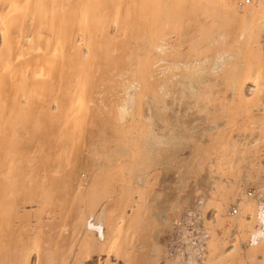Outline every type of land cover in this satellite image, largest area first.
Instances as JSON below:
<instances>
[{
  "label": "bare ground",
  "instance_id": "bare-ground-1",
  "mask_svg": "<svg viewBox=\"0 0 264 264\" xmlns=\"http://www.w3.org/2000/svg\"><path fill=\"white\" fill-rule=\"evenodd\" d=\"M7 1L10 3V12H2L0 15V69L4 72L12 69V74H15L16 68H31L32 65L37 69L33 72L34 75L40 72L39 75L49 77L50 82H55L57 78L53 77V72L66 65L65 57L66 54L69 55L70 60L73 59V66L70 68L72 72L70 71L68 79V89L63 96L66 100L52 97L56 112L60 114L58 121L54 123H61L65 127H62L60 132L67 128L69 133H83L81 130L84 129L83 124H86L85 114L90 111V105H95V108L97 105V113L103 121L97 126L100 127L99 132L89 137L90 163H86L84 167H79L71 156L51 167L45 164L39 170L30 167L32 170L28 171L29 169L25 170L23 166L17 165L14 167L15 175L13 176L14 172L11 175L13 178L7 177L6 181L2 182L0 264H31L34 255L37 264H114L110 257H113L116 263L121 261L119 264H234L236 261H242V257H238V252L242 249V236L250 245L245 250V257L256 260L261 254L264 260V204L257 207L253 203L255 200H250L260 199L264 195L263 181L260 182V193L254 188L250 190L253 193L251 196L236 200L239 217L238 214L237 218L231 216L230 222L233 224L237 219L244 221L238 222L240 232L234 227L239 232V240L233 250L218 253L225 240L222 239V232L219 238L215 237L217 225L212 227L215 231L210 229L209 225L205 226L206 232L201 230L204 236L200 237L197 245L193 242L194 247L189 246L187 251L179 249L189 255L176 254L175 248L169 246L178 234H182L185 227L183 219L189 215V218L193 217L192 213L196 212L194 209L198 212L203 207L199 205V201L196 205L192 202L194 193L185 191V184L183 187H176L178 189L175 190H179V193L175 195V200L170 199V202L174 201L172 206V202L168 203L170 206L167 209L170 210L165 209L167 202L163 201L166 207L163 203L157 205L159 208L163 206L165 215L158 217L160 211H163L162 208L157 214L153 213L157 223L161 224L160 228H170L169 243L164 242L162 246L157 242V233L163 231L157 229L153 238L155 242L140 246L141 250H146L141 253L145 255L138 258L136 256L140 235H137V225L142 224L141 229L145 225L146 202L155 190L153 181L157 178L154 173L160 169H157L158 164L168 162L182 165L200 158L187 150L206 143L203 142L206 132L211 133L215 129L218 132V128L223 126L219 123L209 126L207 122L204 123L201 113L204 110H211L212 113L213 105L211 108L210 105L214 104L216 98L222 101V95H225L226 91L235 94L237 88L251 81L259 95H264V0ZM107 19H111L109 26L105 24ZM17 23L22 31L27 32L29 45L35 44L34 40H40L38 43L45 40L42 54L34 56L38 59L30 65L27 60L17 61L16 52L7 49L8 27L10 28V24L18 26ZM116 25L120 29V35L128 37L123 48L117 40L118 36L106 40L105 43L101 40L110 27ZM98 72L99 75L102 74L99 79L101 84L98 87L100 90L95 91L93 79L94 73ZM22 74H26L25 70ZM2 76L0 75V88L8 78L3 76V79ZM117 80L120 82H117L116 87H119L120 91L108 101L103 98V94L106 90L110 93L115 87L108 84ZM4 83L3 86L7 84ZM41 83L38 87L42 85L44 88L41 86L43 89L40 87L39 91L42 89L46 94L49 84L47 81L45 84L43 82L44 85ZM2 88L0 92L4 91ZM2 93L4 92L0 95ZM246 97H238L242 102L241 111L244 109L245 113L251 110L252 104ZM259 98L262 100V97ZM26 99L30 100L29 96ZM103 117H106V120ZM201 119L204 121L200 123ZM254 123L258 128L264 129V118ZM81 135L78 134V137L81 138ZM261 139L264 142V135ZM236 144V141L232 142L228 152L224 150L225 153H222L224 156L217 155L214 161L210 162L205 160L208 163L212 161V164L217 166L225 164L224 166L228 167L225 174L228 173L236 179L230 183L232 186H227L226 189H222L223 185L217 181L216 191L219 194L217 197L214 190L216 202L225 201L226 204L240 192L239 182L237 183L239 172L249 165L254 154L251 148L238 151ZM9 165V171L14 169L12 163ZM207 165L209 167V164ZM204 168L206 170V167ZM81 171H84V178L80 177ZM8 173L10 175V172ZM260 175L261 172L256 170L247 178L260 181ZM182 177L185 180V177ZM171 180L173 182V179ZM219 181L222 183V180ZM167 182L170 183L169 180ZM184 183L188 182L183 181L182 184ZM135 194H139L136 201ZM225 194L227 198L223 197ZM151 197L154 199L152 201H155V196ZM26 205L32 206L29 213L25 211ZM205 205L204 203V207ZM136 206L139 208L138 214H133L128 219L126 210L136 209ZM225 208L227 206L222 209ZM254 212L255 214H252ZM249 213L251 214L248 218L253 215L252 222L244 219ZM171 215H174V218ZM188 240L190 238L186 241ZM93 254H105L108 258L103 262L101 259L94 260Z\"/></svg>",
  "mask_w": 264,
  "mask_h": 264
},
{
  "label": "rangeland",
  "instance_id": "rangeland-1",
  "mask_svg": "<svg viewBox=\"0 0 264 264\" xmlns=\"http://www.w3.org/2000/svg\"><path fill=\"white\" fill-rule=\"evenodd\" d=\"M82 2H91V0H82ZM104 2H128V0H105ZM133 2H135V1H133ZM252 2H253V0H252ZM9 7H10V3H8L7 0H0V15L2 12H5V13L10 12ZM110 22H111V19L105 20V24H107L108 26L110 25ZM121 25L122 24L120 23L119 26H121ZM9 26H10V28L8 27L9 31L7 32V36H8L7 49L10 52L11 51L16 52V59H18L17 61L21 62V61L27 60L29 65L31 63H34L38 59V58H35L34 56H36V55L39 56L40 54H42L41 49L43 47L42 45H43L45 40L41 43H38V42H40V40H34L33 43H35V44L37 43V44L36 45L35 44L29 45L28 43L30 41L27 37V32L22 31L20 29L21 26H19V24H18V26L14 25V24L13 25L10 24ZM11 26H13V27H11ZM13 30H15V31H13ZM20 31H21V33H20ZM118 34L119 35L121 34L120 29L118 28V25L112 26L108 30V33L107 34L105 33L101 37V40L103 41V43H105V42H107L106 40H111V39L115 38L116 36H118L117 40L121 44V48H123V45L125 46V42H126L128 37H127V35H120V37H119ZM18 37H19V39H17ZM43 38L44 37L42 36V40H43ZM1 44H2V35H1V31H0V46H1ZM30 47H31V49H30ZM27 54H29V55H27ZM65 58H66L65 59L66 65H64L65 67L64 66L62 67V69H61L62 71L59 69L58 71L53 72V73H55V75H57V76H55V75L53 76V77L57 78L55 80V82H50L49 77H46V76L42 77L41 75H39L40 72H37V74L34 75L33 72L36 71L37 69L36 68L34 69V67L32 65H31V68H24V69H23V67L22 68H16L15 74H12L13 73L12 69H10L9 71H6V72H4L0 69V73H2L3 76H5V78L8 77L5 79V83H7V84H5L3 81V83L5 84V86L7 88L5 86H3L2 85L3 83H2L1 88L3 86L4 88H2V89L4 91H1V92H4V93L1 94L3 96L0 95V189H2V190H3V183L2 182H5L7 177L13 178V176L15 175V168L14 167L15 166L17 167V165L23 166L25 170H28L30 167H32L33 169L35 168L36 170L37 169L39 170V168L44 167L45 164H46V166L51 167L54 163H56L60 160L64 162L65 160H67L66 158L68 156H71V158L76 162L77 165H79V167H84L86 165V163H90V160L88 159L89 137L94 136L99 132L100 127H97V126L102 124V121H103L102 119L99 118V113H97L98 112L97 111V105H96V108H95V105H90V107H91L90 111H88V113L85 114V116L87 117L86 118L84 116L86 118V121H85L86 124L85 125L83 124V126H82V127H84V129L81 128L82 129L81 131L83 133H80V132L69 133L67 128L62 129L60 132V129L63 127L62 124L61 123H54V122L58 121L60 114L58 111L56 112L55 104L52 102V97L58 98L59 100H62V101L66 100V98H64L63 96H64V92L68 89V87H67L68 86L67 84L69 83L68 79H69L70 73L72 72V70L70 68H72L71 67V65H72L71 60H73V59L70 60L69 55H67V54H66ZM74 61H75V58H74ZM17 69H18L19 73L17 72ZM27 69H29V70H27ZM24 70L26 72L25 75L22 74L24 72ZM10 71H11V73H10ZM20 71H21V73H20ZM59 71H61V73ZM59 73H60V75H59ZM2 74H0V75L2 76ZM10 74H12V75H10ZM94 74L95 75H94V79H93V86H94V90L97 91L99 85L101 84V81L99 79L102 77V74L99 75V72L94 73ZM3 76H2V78L4 79ZM33 79H36L38 82L36 80H33ZM8 80H9V82H8ZM118 80L116 82H111V84L110 83L108 84V86H113L115 88L110 90V93L106 90V92L103 94V98H105L106 100L109 101L110 99L113 98L112 96H115L117 94V92L120 91L119 90L120 88L116 87L117 82L118 83L120 82ZM46 81L49 84V87L45 91L46 94H44V91L42 90L44 87L41 85L43 88L40 86L42 89L39 91L40 87H38V84H40V82H42L41 84H43V82L45 84ZM250 82L251 81H247L243 85L240 84V86L241 85L242 86L240 88H237L238 90L235 94L231 93L230 91H228L230 93H228L226 91L225 92L226 97H225V95H222L223 96L222 101L219 98H218V100H217V98L214 99L215 100L214 104L210 105V108L213 105L212 106V108H213L212 113L210 112L211 110L210 111L204 110L203 111L204 113L203 112L201 113L202 118L205 121L203 119H201L199 121L200 123L203 120L204 123L207 122L209 124V126H212V125L216 126V125H218V123H219V125L222 124L223 126L220 125L222 127L218 128L219 129L218 132H217V129H215V131H212L211 133L206 132V135L203 138L204 139L203 142H206V143H201V145L195 146V147L192 146V149L190 148L187 150V151L190 150L192 152V154H194L195 156H200L199 159L196 158V159H194V161H189L188 164L186 163V164H182V165L177 164V163L176 164H172V163L168 164V162L167 163L166 162L159 163L160 165L162 164L161 165L162 167L157 163L158 164L157 169H159L158 167H160V169L156 171V174L154 173V175L157 176L156 180L153 181L155 192L153 191L149 195L148 200L150 202L148 200L147 201L149 203L146 202V204H147L146 205L147 206L146 207L147 208L146 222H145V225L142 226V229L140 227V225H142V224L137 225V226H139V227H137V235H139V234L141 235V236L140 235L138 236V243H137L138 250H136L137 258L140 257L141 255H145V254H141V253L146 252V250H144V251L141 250L140 246L141 245H149V244L154 243L155 239L153 241V238L155 237V235L157 233L156 230L158 229V231H160V230H163V228H165L164 226L162 228H160L159 225H161V224L157 223L158 220L153 217V215H154L153 213L157 214L160 211V208L165 206V204H167V207L165 206L166 207L165 209L170 210V209H167L170 206V205L168 206V203L170 204L172 202V200H175L176 199L175 195L179 193V190H175V189H178L176 187L180 188V187L185 186V184H186L185 191H187V192L191 191L194 193L192 196L193 197L192 202L195 203V205H196V203L199 201L198 202L199 205H202L203 207H202V209H200L198 211L199 213L197 212L196 209H194V211H196V212L192 213L193 217L191 216L194 220L191 217H190L191 219L189 218L190 215L186 216V218L183 219V221H184L183 226H185V227H183L184 231L182 230V234H178L179 236L177 235L175 237V239L173 240L174 245L173 244H171L172 246L169 245L170 247L175 248L174 252L176 254H179V253L181 254L182 250H179V249L182 248V249H186V251H187V248L189 246H193L194 244L197 245V243H199L200 237L204 236L203 232L205 231V228L208 225H209L210 229L212 227L215 228L214 226L217 225L215 228L216 229L215 237L219 238V236H221L220 233L222 232L221 233L222 237H223L222 239L225 240V241L223 240L224 242H222V245H223V243H224V245L222 246V248L219 250L218 253H222V251L229 252V251L233 250V248H235V246L237 245V240H239L238 239L239 238L238 233L240 232L239 227H238V225H239L238 222H240L242 219H237L236 222H233L234 225L232 224V222H230L231 216L232 217L235 216L234 218L239 217V214H238L239 213V207L237 206L236 200L241 199V197H247L248 195L251 196L253 193L250 190H252L254 188H255V190H259L258 192L260 193V191L262 190L260 188V187H262L261 186L262 183H260V182L263 181V185H264V142L261 139V136L264 135V129L258 128V126L255 125L256 122L254 123V121H257L261 118H264L263 117L264 116V97H263L264 95L261 96V93L259 95V92H257L254 84L252 82L251 83ZM32 83L35 86H37L38 88L36 87L37 88L36 89ZM72 86L74 87L73 84H72ZM1 88H0V90H1ZM31 89L33 91L30 92ZM239 89H240V91H239ZM238 92H241V94H239ZM21 93H22V96H21ZM4 94H5V96H4ZM11 95H12V97H11ZM241 95H243L244 97L247 96L246 99L248 101H250V103H252L251 107H250L251 110L249 109L251 111V113H250V111L245 113L244 109H242V111H241L242 102H240V99H239ZM258 95L260 97H262V100H260ZM27 96H29L30 100L26 99ZM97 97L98 96H96V98ZM253 100H255V101L252 102ZM29 103H30V105H29ZM258 106H260V107H258ZM95 112H96V114H94ZM221 112H222V114H221ZM214 113H216V114H214ZM56 114H58V115H56ZM103 118H104V120H106V117H103ZM49 120H51L52 122H50ZM89 123H91L92 125ZM226 125H227V127H226ZM63 128H65V127H63ZM96 128H97V130H96ZM66 131H67V133H66ZM224 132H226V133L224 134ZM215 133L218 135L216 136ZM78 134L79 135L82 134L83 136L81 135V138H80V137H78ZM15 136H16V138H15ZM234 141H236V143H237L236 145H237L238 151L242 152L243 150L246 151L247 149L251 148L252 150H254V154L250 159L249 165L247 164L246 167L243 165L244 166V167L242 166L243 169H241L239 172L238 178L239 177L240 178L237 180V183L239 182L238 185L240 187L239 188L240 192H238L235 195V197L230 198L229 201L225 204L224 203L225 201L224 202H216L214 200L215 199V193H216L217 197L219 194V193L217 194V191H216L218 188L216 183L218 181L221 186L223 185L222 189H226L227 186H229V187L232 186V185H230V183L232 184L236 179L234 176H231L228 173L225 174L226 169L228 168V167L224 166L225 164H221L222 166L221 165L217 166L215 163H213L214 164L213 165L212 161H214L213 159L217 155H222V153L224 154L225 152H228L229 145ZM255 142H256V144H255ZM225 143L226 144L228 143V144L226 145ZM248 144L250 147L247 146ZM251 144L255 145V146H251ZM224 150H225V152H224ZM66 153H67V155H65ZM222 156H224V155H222ZM210 157H211V159H210ZM201 158H203V160H201V162H199ZM26 160H27V162H26ZM205 160L206 161L209 160L208 162H210V160H212V161H211V163H208V162H205ZM23 161H24V163H23ZM9 163H12V166L14 168L11 171L8 170L9 166L11 165V164L9 165ZM157 164H155V165H157ZM207 164H209V167ZM204 167H206V170ZM217 167L223 171H219V169ZM223 167H226V168H223ZM155 168H156V166H155ZM174 169H176V170H174ZM207 169H209V172H207ZM224 169H225V171H224ZM6 170H8V171H6ZM31 170L32 169H29L28 171H31ZM256 170L261 172L262 176L260 175L261 176L260 181L248 179L247 176H249V174L251 172H254ZM8 172H10V175ZM13 172H14V174H13ZM83 172L84 171H81V175H80L81 178L85 177ZM210 172L212 173V176H211ZM217 173H219V174H217ZM1 174H3V175H1ZM12 174H13V176H11ZM184 174H186V175H184ZM221 174H222V178L220 179ZM5 175H7V176H5ZM178 175L181 176L179 179H177ZM182 176L185 177V180H183ZM244 176L246 177V179H244ZM233 177H234V180H233ZM151 178H153V177H151ZM164 179L165 180L168 179L170 181V183L167 182L168 180L165 181ZM171 179H173V182H171L172 181ZM219 180H222V183ZM164 181L167 183H165ZM183 181L188 182V183L182 184ZM258 181L260 184L259 183L255 184ZM228 182H229V185H228ZM188 184H189L190 188H188L189 186L187 187ZM200 184H202V186ZM213 184L214 185L216 184V185L214 186ZM224 184H225V188H224ZM191 185H192V187H191ZM199 187H200V189H199ZM206 188H207V190H206ZM194 189H196V190H194ZM198 189H199V191H198ZM173 190L175 191V193ZM156 192H158V193H156ZM197 192H198V194H195ZM242 193H244V194H242ZM200 195H201V198H200ZM225 195H226V197H225ZM225 195L223 197L227 198V194H225ZM138 196H139V194L134 195L135 201L138 200ZM151 196H155L154 197L155 201H152L154 199ZM150 198H152V199H150ZM172 198H174V199H172ZM198 198H200V199H198ZM209 198H211L212 200ZM224 198H222V199L227 200ZM170 199H172L171 202H170ZM193 199L195 201H193ZM201 200H204V201H201ZM250 200L252 202H253V200H255L253 203L256 204V206L257 205L259 206L262 203L264 204V195L261 196L260 199H257V198L251 199L250 198ZM163 201H164V203L165 202H167V203L164 204ZM156 202H158V203H156ZM173 202L171 203V206H172ZM162 203H163V206L159 208L158 207L159 204L162 205ZM204 203L206 204L205 205L206 208L204 207ZM221 203H223L227 206V208H225V210H223V209L226 206L225 205L223 206ZM110 204H111L110 206H112V203H110ZM153 204H154V206H153ZM25 207H26V210H25L26 213H29L30 211H32L31 205H29V207H28V205H26ZM157 207L159 208V210L157 209ZM151 209H153L154 212ZM137 210L139 212V208L137 206H136V209L133 208L132 210L130 208H128L126 210L127 218L128 219L131 218L133 216V214L134 215L138 214ZM160 212H161V214H159V216H158L160 218H161V215L166 214L164 212V209H163V211L161 210ZM237 214H238V216H237ZM250 214L251 213H249V215L245 216V218H244V219H246L245 221H248V222L253 221V215H251L252 218H248L250 216ZM252 214H255V212ZM217 215H218V217H217ZM199 216H200V218H197ZM202 216H203V218H202ZM171 217L174 218V215L173 216L171 215ZM171 217H170V219H172ZM186 219H188V220H186ZM197 219H198V221H197ZM204 219H206V221ZM216 220H217V224H216ZM242 221H244V220H242ZM235 223H236V225H235ZM210 225H211V227H210ZM200 226H202V227H200ZM217 227H219L218 230H217ZM234 227L237 228L239 230V232H237V229H235ZM138 228H140V229H138ZM143 228H144V230H143ZM169 229L170 228H168V230ZM215 229H213V231H215ZM164 230L161 232H158L156 235V237H158V235H159V237L157 238V240H158L157 242H159L162 246H163L164 242L169 243L168 237H169V234L171 233V230H169V231L168 230L164 231ZM201 230H203V232ZM139 231H141V232L138 233ZM65 233L68 234V232H65ZM237 234H238V236H237ZM188 237L190 238V240L186 241L187 239H189ZM167 238H168V241H167ZM139 240H140V242H139ZM162 240H163V242H162ZM164 240H166V241H164ZM182 240H184V241H182ZM183 242H184V244H183ZM186 242H187V245H186ZM193 242H194V244H193ZM238 243H239V241H238ZM240 245L242 246V249H244V250L241 249V251L238 252L239 254L238 253L237 254L239 255L238 256L239 258L242 257V261L241 262L236 261V262H234V264H247V263L248 264H263L264 260L262 259L261 254L258 255V257H256L257 258L256 260H251V259H248L247 257H245V250H246L247 246H250V245H249V241L247 239H244L243 236L241 237ZM251 246H252V244H251ZM186 251H184L185 253H182L181 255L182 256L189 255V253H187ZM237 254H236V257H237ZM92 258L94 260L101 259L103 262V261L107 260L108 257L105 254H103V256H101V255L99 256L98 254H93ZM182 258H184V257H182ZM110 259L113 260L114 264L121 262V261H118L116 263L115 259L113 257H110ZM32 260L33 261H31V264H37L35 255L32 257ZM244 260H246V261H244ZM120 264H123V263H120Z\"/></svg>",
  "mask_w": 264,
  "mask_h": 264
}]
</instances>
